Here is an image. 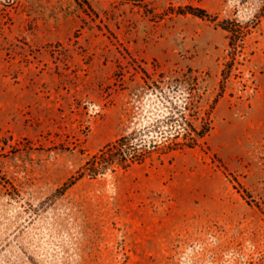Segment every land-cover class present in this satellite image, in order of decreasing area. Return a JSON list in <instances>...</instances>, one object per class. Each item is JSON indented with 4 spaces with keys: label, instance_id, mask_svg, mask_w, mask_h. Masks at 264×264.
<instances>
[{
    "label": "rangeland",
    "instance_id": "obj_1",
    "mask_svg": "<svg viewBox=\"0 0 264 264\" xmlns=\"http://www.w3.org/2000/svg\"><path fill=\"white\" fill-rule=\"evenodd\" d=\"M188 7L247 30L215 102L227 34ZM194 78L198 147L80 176L162 146ZM0 264H264V0H0Z\"/></svg>",
    "mask_w": 264,
    "mask_h": 264
},
{
    "label": "trees",
    "instance_id": "obj_2",
    "mask_svg": "<svg viewBox=\"0 0 264 264\" xmlns=\"http://www.w3.org/2000/svg\"><path fill=\"white\" fill-rule=\"evenodd\" d=\"M188 11L189 13L197 16L201 19H205L211 23H215L217 27L222 29L227 34V44L229 47L230 59L226 61L224 68L221 70V80L220 88L214 102L223 95L224 93V83L227 78L231 75L234 62H236V57L242 55V51L239 50L244 44V39L247 34L245 27L241 25L234 19H222L219 20L217 15L208 13L205 9L188 7L181 9L180 13ZM194 97H196L195 102L192 103V108L190 111L188 107H184V110L188 112L187 116L184 111H179V119L173 118L175 115H168L160 124L166 126L175 124L171 126L174 132L170 133V137H166L163 141V145L160 146L156 141L145 142L142 138H138L141 135L139 132H132L127 136H121L115 141L106 144L98 152L91 155L88 160L80 168V176L88 175L90 177H95L96 175L103 173L105 170L111 169L114 166L121 168H127L133 162H142L150 153L158 149H163L162 153H170L176 150H182L185 148L193 149L198 147L201 141L209 133L210 128L208 123H203L202 125L195 126L192 121L197 120V103L199 99L197 78H194ZM194 100V99H193ZM177 109L176 106L173 107ZM192 113V114H190ZM208 120V116L206 118ZM207 125V126H206ZM163 137V136H162Z\"/></svg>",
    "mask_w": 264,
    "mask_h": 264
}]
</instances>
